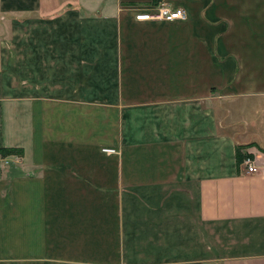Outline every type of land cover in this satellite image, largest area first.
Instances as JSON below:
<instances>
[{
    "label": "crops",
    "instance_id": "obj_1",
    "mask_svg": "<svg viewBox=\"0 0 264 264\" xmlns=\"http://www.w3.org/2000/svg\"><path fill=\"white\" fill-rule=\"evenodd\" d=\"M2 148L0 264H264V0H0Z\"/></svg>",
    "mask_w": 264,
    "mask_h": 264
},
{
    "label": "built area",
    "instance_id": "obj_2",
    "mask_svg": "<svg viewBox=\"0 0 264 264\" xmlns=\"http://www.w3.org/2000/svg\"><path fill=\"white\" fill-rule=\"evenodd\" d=\"M187 12L184 8H174L165 4H160L155 6L151 11L141 12L136 15L137 19H165V20H175L180 18H185ZM248 172H256L257 165L256 161L250 156L246 157L244 160Z\"/></svg>",
    "mask_w": 264,
    "mask_h": 264
},
{
    "label": "trees",
    "instance_id": "obj_3",
    "mask_svg": "<svg viewBox=\"0 0 264 264\" xmlns=\"http://www.w3.org/2000/svg\"><path fill=\"white\" fill-rule=\"evenodd\" d=\"M245 146L241 147L244 148ZM240 147H237V161L238 163H241L245 160L246 157L250 156V155H245L244 153H242V149ZM0 153L4 156H7L9 154H18L20 155L21 149H17V148H2L0 149Z\"/></svg>",
    "mask_w": 264,
    "mask_h": 264
}]
</instances>
